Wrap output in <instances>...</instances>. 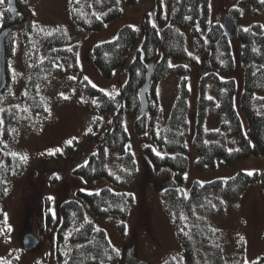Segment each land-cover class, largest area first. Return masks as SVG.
I'll use <instances>...</instances> for the list:
<instances>
[{
	"label": "trees",
	"instance_id": "16d2710c",
	"mask_svg": "<svg viewBox=\"0 0 264 264\" xmlns=\"http://www.w3.org/2000/svg\"><path fill=\"white\" fill-rule=\"evenodd\" d=\"M139 2L125 0L129 7ZM239 6L249 7L254 16L264 14L261 0H241ZM3 12L0 33L20 25V12ZM241 12V9L234 12L238 20ZM70 15L78 28L93 33L104 31L122 17L123 9L117 0H101L99 3L96 0H70ZM97 16L101 18L97 19ZM12 37L13 33L9 34L5 43L7 60L12 52ZM189 37L195 52L191 55ZM138 38L135 28L124 26L114 40L94 48V63L104 78L112 79L124 66ZM237 39L241 43L239 58L223 24L212 22V0H155V9L144 17L142 44L129 66L128 79L119 95L111 99L88 81H83L86 95L95 99L99 112L112 120L93 152L95 155L92 153L84 163L76 166L73 174L86 185L107 181L110 187L91 193L80 191L76 199L62 204L57 231V264H65L66 261L67 264H118L121 261L120 254L113 251L115 247L107 232L96 225L91 215L98 219H117L118 231L125 234L134 205V197L126 190L138 173L137 159L128 147L131 142L126 123L128 119L134 121L138 134L150 133L155 145L147 147L145 155L153 169L156 172L171 170L180 184L184 183L189 170V140L197 156V170L214 169L220 160L231 166L254 157L264 158V99H260L264 95V25L253 24L248 31L240 29ZM69 41L64 33L46 36L42 43L45 49L51 50L50 54L44 61H39L37 54L31 64L26 102L36 115L45 113L39 97L40 85L51 76L61 75L64 62L76 72L80 69L78 47H70L72 51L64 49ZM200 57H206L207 74L200 80L199 98L192 112L188 79L190 69L181 63L196 66ZM169 62L174 67H169ZM56 64L60 67H56ZM238 64L243 73L241 87L235 77ZM152 65V90L148 98L154 102L149 101L148 113L141 116L140 93ZM172 73L180 78V93L165 127H162L163 111L156 97V88ZM208 97L213 99L209 100ZM213 110L221 118V125L219 131L208 132L206 122ZM0 120L3 121L0 124L1 201L9 193L10 181L24 173L27 162L18 155L8 154L19 123L16 110L3 109ZM101 121L98 118L94 123L88 139L94 137ZM78 146L79 143L74 141L65 148V153H74ZM153 149L162 155L157 156ZM228 149L233 151L229 153ZM112 153L118 159L116 169L111 166ZM257 181H260L264 191V171L261 175L254 173L251 176L242 172L230 179L204 183L203 187L201 183H196L189 196L175 188L167 189L163 194L164 204L175 225L188 235L181 231L178 233L183 248L180 262L170 259L164 264H247L245 242L242 240L239 246L238 258L229 260L211 219L225 213V201H240ZM181 216H186L187 220L181 219ZM6 223V215L0 211V227ZM47 223L48 226L53 223L51 213L47 216ZM262 262L264 258L254 264Z\"/></svg>",
	"mask_w": 264,
	"mask_h": 264
},
{
	"label": "rangeland",
	"instance_id": "374dc122",
	"mask_svg": "<svg viewBox=\"0 0 264 264\" xmlns=\"http://www.w3.org/2000/svg\"><path fill=\"white\" fill-rule=\"evenodd\" d=\"M119 1L123 9L122 17L104 31L86 33L78 28L71 18L70 0H17L22 21L19 26L12 28V52L6 67L7 87L4 94L0 95L1 108L16 110L19 121L8 154L16 153L20 157H28L26 170L10 181L9 193L0 201V211L7 217L6 225L0 227V230H3L0 232V258L10 260L11 264H57V231L62 204L76 199L80 191L91 193L110 187L107 181L86 185L74 176L73 169L96 151L112 120L110 116L101 114L97 105L92 103L93 99L84 92V77L87 76L89 79L86 81L96 85V88L117 96L116 92L120 93L125 85L129 66L141 47L144 17L155 9V0H140L132 7L127 6L125 0ZM240 1L212 0V22L224 24L225 17L231 16L238 21L240 29H248L256 23L264 25V14L254 16L249 7L239 6ZM6 2L0 5V11L9 8ZM237 9L242 10L239 20L234 16ZM124 26L137 30L138 42L124 66L109 80L104 78L96 67L92 53L97 45L114 40ZM48 32H52V35L66 33L70 41L64 49L78 47L80 69L76 72L64 62L61 75L51 76L40 85L39 97L48 111L36 115L26 102L30 67L37 54L39 61H44L50 54L51 50L45 49L42 43V40L49 36ZM188 40V49L194 54L192 40L190 37ZM232 41L239 58L241 43L237 38ZM205 62L206 57H200L199 65L196 66L181 63L190 69L188 79L192 112L199 98L200 80L207 74ZM235 77L241 87L243 73L240 64ZM179 82L180 78L172 73L156 88V97L163 111L162 127H165L179 97ZM60 93L68 98L64 99ZM149 101L154 102L152 98H149ZM238 109L240 110V107ZM98 118L102 120L100 127L94 137L88 139V129L93 130ZM126 123L131 138L130 148L138 162L136 179L126 190L134 197L126 232L124 235L120 234L115 218L98 219L92 215L91 218L98 227L107 232L112 245L119 250L121 261L118 264H164L173 257L180 262L183 258V248L178 237L180 229L164 204L163 194L166 190L175 188L189 196L196 183L226 180L249 171L261 175L264 171V158L254 157L231 166L223 164L220 160L214 169L197 170V156L192 141L189 140V170L184 183L180 184L171 170L156 172L151 166L145 155L146 148L155 145L150 133L140 135L133 120L128 119ZM220 125L221 118L214 110L210 111L206 122L207 131L219 130ZM69 140L79 143L77 150L70 155L65 153ZM55 149L61 151L54 155L48 154ZM112 154L111 166L116 169L118 159ZM170 183H173L172 187L169 186ZM48 197L53 199L49 200ZM225 202V213L211 219V224L219 232L226 256L229 260L238 258L239 246L243 240L247 264L258 263L264 258V191L260 181L254 183L240 201ZM49 213L53 219L51 226L47 223ZM27 236H33L38 241V246L33 251L24 248L22 240Z\"/></svg>",
	"mask_w": 264,
	"mask_h": 264
},
{
	"label": "water",
	"instance_id": "95a60500",
	"mask_svg": "<svg viewBox=\"0 0 264 264\" xmlns=\"http://www.w3.org/2000/svg\"><path fill=\"white\" fill-rule=\"evenodd\" d=\"M8 6L10 7V11L13 13H18V6L17 0H7ZM225 33L230 40L237 38L240 28L238 21L231 17H225V22L223 24ZM12 33V29L4 30L0 34V93L3 92L7 87V74H6V67H7V59H6V49L5 43L6 39L9 34ZM154 72V65H152L149 69L148 78L146 81L145 86L141 90L140 97H141V107H140V115L144 116L148 113L149 110V98L148 95L150 93V89L152 86V76ZM173 183H170L169 186L172 187ZM24 248L27 251H33L38 246V241L33 236H27L23 240ZM130 264H137L136 262ZM264 264V262L260 263Z\"/></svg>",
	"mask_w": 264,
	"mask_h": 264
},
{
	"label": "snow or ice",
	"instance_id": "6c2138e0",
	"mask_svg": "<svg viewBox=\"0 0 264 264\" xmlns=\"http://www.w3.org/2000/svg\"><path fill=\"white\" fill-rule=\"evenodd\" d=\"M96 2L99 3V2H101V0H96ZM118 2H119V0H117V3H118ZM261 2L264 3V0H261ZM4 3H5V0H0V5H3ZM10 10H11V9H10V7H9L8 9H5L4 11H10ZM3 14H4V12H3V11H0V17H2ZM103 15H106V13H104ZM96 18H97V19H100L101 17H100V16H97ZM186 19H190V17H186ZM152 26L155 28V27H156L155 23H153ZM41 31H42V30H41ZM244 31H248V29L245 28ZM65 34H66V33H65ZM47 35L51 36V35H52V32H48ZM253 50L256 51V49H253ZM68 51H72V49L69 48ZM189 55H191V53H189ZM55 66L58 67V68L60 67V65H58V64H56ZM168 66H169V67H174V65H172L171 62H169ZM138 74H139V73H138ZM69 79H75V77H69ZM88 79H89V78H88L87 76L84 77V80H88ZM92 86H93V87H96V85H94V84H93ZM101 91H104V90L101 89ZM104 94H105L106 96H109L111 99H115V96H113L112 93L105 92ZM60 95H61L64 99H67V98H68V97L64 96L63 93H60ZM116 95H119V92H118V91L116 92ZM208 99L211 100V99H213V98H212V97H208ZM260 99H264V97H260ZM92 103H93V104H96L97 101L94 99V100L92 101ZM217 107H219V105H217ZM0 111H3V109H0ZM25 111H28V109H25ZM45 111H48V109H45ZM2 123H3V121L0 120V124H2ZM88 131L91 132L92 130H91V129H88ZM213 131H219V130H218V129H214ZM145 134L147 135V133H145ZM67 143H68L69 145H71V144H72V140L67 141ZM128 147L130 148L131 146L129 145ZM239 150H240V149H236V151H239ZM60 151H61V149H55V150H51V151H49L48 154H49V155H54L56 152H60ZM153 151L156 152V155H157V156H161V155H162L160 152L156 151L155 149H153ZM228 151H229V153H231L233 150H232V149H228ZM12 155H17V154H16V153H12ZM93 155H95V153H93ZM21 159L24 160V161H27L28 157L25 155V156L21 157ZM247 175L251 176V175H253V173H252L251 171H249V172L247 173ZM56 178L59 179V176H57ZM185 178H187V174H185ZM200 186L203 187V182H201V185H200ZM5 191H6V190H5ZM96 194L98 195L99 193H96ZM186 198H187V197H186ZM48 199H49V200H52L53 197H48ZM212 207L215 208V205H212ZM53 215H54V213H53ZM180 218L183 219V220H187V217H186V216H181ZM8 230L10 231L11 229H8ZM2 231H3V230H0V232H2ZM180 231L183 232L184 235H188L187 232H184V229H181ZM66 238H67V237H66ZM241 239H243V238L241 237ZM113 251L116 252L117 255L119 254V250H118V249L113 248ZM16 259H19V257H16ZM109 259H111V257H109ZM173 259L175 260L176 258L173 257ZM0 264H11V261H10V260H5V259H3V258H0ZM37 264H39V262H37ZM65 264H67V261L65 262Z\"/></svg>",
	"mask_w": 264,
	"mask_h": 264
},
{
	"label": "flooded vegetation",
	"instance_id": "af4514ba",
	"mask_svg": "<svg viewBox=\"0 0 264 264\" xmlns=\"http://www.w3.org/2000/svg\"><path fill=\"white\" fill-rule=\"evenodd\" d=\"M131 260H136V259H132V258H131Z\"/></svg>",
	"mask_w": 264,
	"mask_h": 264
}]
</instances>
